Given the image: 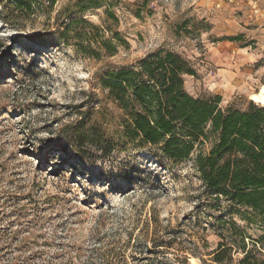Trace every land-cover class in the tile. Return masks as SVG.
<instances>
[{"label": "rangeland", "instance_id": "1", "mask_svg": "<svg viewBox=\"0 0 264 264\" xmlns=\"http://www.w3.org/2000/svg\"><path fill=\"white\" fill-rule=\"evenodd\" d=\"M21 1L0 0V264H142L154 235L175 239L157 257L203 264L219 243L261 234L250 208L204 189L194 155L125 139L100 80L165 49L193 69L190 95L262 106L264 0ZM70 12L118 32L116 52L79 50L86 24L65 40Z\"/></svg>", "mask_w": 264, "mask_h": 264}, {"label": "trees", "instance_id": "2", "mask_svg": "<svg viewBox=\"0 0 264 264\" xmlns=\"http://www.w3.org/2000/svg\"><path fill=\"white\" fill-rule=\"evenodd\" d=\"M40 1H46L50 7L56 0ZM71 15L70 12L63 22L65 40L73 25L86 24L93 33L72 36L79 40L76 43L79 50L94 58L101 53L111 56L116 52L113 39L122 42L118 32L106 39L99 34L102 32L99 27ZM185 74H193L186 59L173 51L159 49L140 58L134 67L107 71L100 84L119 110L117 120L125 139L150 145L176 161L194 155L204 189L217 200L224 198L229 206H245L254 212L262 229L258 237L251 238L249 243L242 233L237 245L219 243L211 252L210 262L201 260L202 263L264 264V106L249 102L244 110L221 108L218 96L196 98L184 88ZM174 241L173 235H154L139 247V261L188 264L183 253L172 259L166 255L157 257L160 250L171 247ZM239 252L241 256L236 255Z\"/></svg>", "mask_w": 264, "mask_h": 264}, {"label": "bare ground", "instance_id": "3", "mask_svg": "<svg viewBox=\"0 0 264 264\" xmlns=\"http://www.w3.org/2000/svg\"><path fill=\"white\" fill-rule=\"evenodd\" d=\"M251 100L264 106V82L261 84L257 92L251 94Z\"/></svg>", "mask_w": 264, "mask_h": 264}]
</instances>
